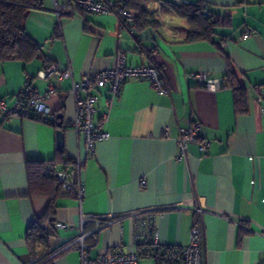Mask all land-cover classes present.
I'll return each instance as SVG.
<instances>
[{
  "label": "crops",
  "instance_id": "obj_1",
  "mask_svg": "<svg viewBox=\"0 0 264 264\" xmlns=\"http://www.w3.org/2000/svg\"><path fill=\"white\" fill-rule=\"evenodd\" d=\"M198 1L230 17L231 27L217 30L211 41L184 43L188 26L171 4ZM142 5L154 26L131 30L111 14L75 9L56 15L53 1L41 0L24 27L44 59L0 63V101L12 106L27 82L41 94L50 84L56 92L47 105L55 117L63 116L64 132L61 152L56 119L55 126L19 117L0 123V264L35 261L25 234L48 200L29 197L27 164L55 161L54 171L70 173L77 157L85 160L79 175L83 194L56 200L49 250L57 255L51 264H81L73 244L80 224L88 258L95 260L116 249L137 252L149 243L151 219L155 245L183 248L197 217L204 264L264 260V0H143ZM119 54L128 66H155L168 93L132 80L112 100L108 86L100 89L94 122L109 138L87 156L83 140L69 126L74 117L70 80L40 74L53 63L69 67L78 81L112 68ZM228 65L245 88L242 114L222 81ZM196 72H204L213 87L199 85ZM192 122L200 124L199 137L178 161L179 129ZM203 141L209 144L205 154L199 150ZM241 228L248 234L238 240ZM45 253L38 249L37 258Z\"/></svg>",
  "mask_w": 264,
  "mask_h": 264
},
{
  "label": "built area",
  "instance_id": "obj_2",
  "mask_svg": "<svg viewBox=\"0 0 264 264\" xmlns=\"http://www.w3.org/2000/svg\"><path fill=\"white\" fill-rule=\"evenodd\" d=\"M54 12L59 15L61 11H67L70 14L74 10H79L88 14L113 15L121 24H129L131 30L135 29L133 15L125 5L130 0H52ZM186 2L187 0H180ZM42 79L54 78L57 81L70 80L69 92L74 101V117L69 126L72 132L83 140L84 150L87 156L91 155L97 143L107 140L109 135L102 129L100 124H95L97 93L100 89L108 86L110 100L119 95L121 86L127 81H147L152 88L159 94L168 93L160 71L155 66L131 67L125 63L124 54L117 55L116 64L109 69L101 70L93 75L83 76L75 81L72 77L71 69L59 68L53 63H48L40 74ZM194 78L197 83L204 87H213L210 80L207 79L204 72H196ZM56 90L52 85H48L45 93H39L31 83L27 82L21 93L17 96L14 104L10 107L4 101H0V123L9 120L12 117L23 119L38 120L53 124L55 115L50 113L47 101L55 94ZM105 116H102L104 119ZM200 124L192 122L185 128L179 129L177 139L178 156L177 160H184L186 157L187 146L197 141L200 132ZM209 147L208 142L203 141L199 144V150L205 154ZM83 159L77 157L74 160V170L70 173L54 171L51 164L46 163L44 169L46 173L54 177L62 184L65 193L71 190H77L79 197L82 196V186L79 182V175L84 165ZM140 186L145 188L144 180ZM56 228H64V225L57 224ZM150 238L149 243L155 245L154 221H149ZM86 236L82 231V224L77 237L74 239V246L80 253L81 264H138L140 257L137 252L125 253L121 249L99 256L95 260H90L87 254V247L84 244ZM73 246V245H72ZM70 248V247H69ZM67 248V249H69ZM52 250L51 252H53ZM204 233L199 217L195 220L189 236L187 246L180 248V253L176 259L172 257L160 258L157 264H204ZM57 253L53 252L46 258H38L32 264H51ZM264 264V260L260 262Z\"/></svg>",
  "mask_w": 264,
  "mask_h": 264
},
{
  "label": "trees",
  "instance_id": "obj_3",
  "mask_svg": "<svg viewBox=\"0 0 264 264\" xmlns=\"http://www.w3.org/2000/svg\"><path fill=\"white\" fill-rule=\"evenodd\" d=\"M142 1L130 0L125 5V8L133 15L137 30L154 26L153 15L144 9ZM40 2L41 0H0V63L7 61L28 63L44 59L41 47L27 35L24 27L29 12L39 8ZM171 8L187 23L188 31L184 43L211 41L217 35V30L231 27L230 17L211 12L201 1L178 5L171 4ZM121 24L127 26L124 21ZM222 81L233 92L236 113L246 112V93L240 82L238 72L228 65ZM47 163L51 164L52 167L55 165V161ZM45 165L46 163L27 164L29 197H41L48 200L44 213L28 225L25 234L26 244L35 261L38 259V249L46 252L43 258L55 252V250L53 252L49 250V239L54 236L53 224L57 209L56 200L63 194H67L54 175L51 172H45ZM76 193L77 190L73 189L68 194ZM247 234L248 232L241 228L238 240ZM137 250L140 259L150 258L154 264H157L160 258L172 257L176 259L180 253V248L153 246L151 243L140 245Z\"/></svg>",
  "mask_w": 264,
  "mask_h": 264
},
{
  "label": "water",
  "instance_id": "obj_4",
  "mask_svg": "<svg viewBox=\"0 0 264 264\" xmlns=\"http://www.w3.org/2000/svg\"><path fill=\"white\" fill-rule=\"evenodd\" d=\"M55 119L57 120L56 123V143H57V149L59 151H63L64 147V132L62 130L63 125V116L62 115H56Z\"/></svg>",
  "mask_w": 264,
  "mask_h": 264
},
{
  "label": "rangeland",
  "instance_id": "obj_5",
  "mask_svg": "<svg viewBox=\"0 0 264 264\" xmlns=\"http://www.w3.org/2000/svg\"><path fill=\"white\" fill-rule=\"evenodd\" d=\"M139 264H154L152 259H140Z\"/></svg>",
  "mask_w": 264,
  "mask_h": 264
}]
</instances>
